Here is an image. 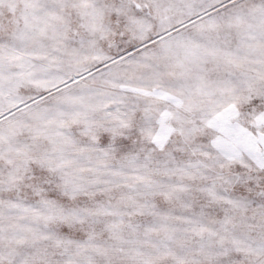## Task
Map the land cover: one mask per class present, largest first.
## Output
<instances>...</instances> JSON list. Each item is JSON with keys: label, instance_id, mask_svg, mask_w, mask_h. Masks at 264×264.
<instances>
[{"label": "snow or ice", "instance_id": "1", "mask_svg": "<svg viewBox=\"0 0 264 264\" xmlns=\"http://www.w3.org/2000/svg\"><path fill=\"white\" fill-rule=\"evenodd\" d=\"M0 264H264V0H0Z\"/></svg>", "mask_w": 264, "mask_h": 264}]
</instances>
